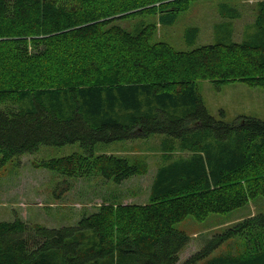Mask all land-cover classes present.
Listing matches in <instances>:
<instances>
[{
  "label": "trees",
  "instance_id": "trees-1",
  "mask_svg": "<svg viewBox=\"0 0 264 264\" xmlns=\"http://www.w3.org/2000/svg\"><path fill=\"white\" fill-rule=\"evenodd\" d=\"M190 1L0 0V166L41 146L78 143L83 154L33 166L120 185L146 175L148 163L95 155V146L163 135L147 203L104 201L59 228L0 221V264H178L189 236L174 224L264 197V121L217 119L197 88L199 80L264 88V0H249L255 18L243 42L231 39L229 24L241 16L232 0L218 5L225 23L216 30L227 41L190 51L156 41L157 26L172 25ZM196 34L188 29L186 38ZM234 237L243 244L237 254H214ZM182 264H264V212Z\"/></svg>",
  "mask_w": 264,
  "mask_h": 264
},
{
  "label": "rangeland",
  "instance_id": "rangeland-1",
  "mask_svg": "<svg viewBox=\"0 0 264 264\" xmlns=\"http://www.w3.org/2000/svg\"><path fill=\"white\" fill-rule=\"evenodd\" d=\"M227 0H193L187 9L177 15L172 25H158L155 40L166 42L178 51H190L204 45L229 38L217 33V25L225 23L218 5ZM241 16L231 21V39L243 42L253 30L250 27L255 11L249 0H232ZM146 22H157L148 17ZM122 27L132 31L133 23L121 21ZM197 28L192 39L186 38L188 29ZM255 31V30H254ZM191 35L194 34L190 33ZM197 88L208 113L217 119L232 123L238 116H249L264 121V88L250 87L241 81L225 83L199 80ZM223 112L221 116L220 112ZM163 135L154 134L147 139L99 143L94 154H113L130 161L142 159L148 163L146 175L135 176L120 185L105 180L100 175L80 179L68 178L56 172L34 167L35 162L57 159L73 153L83 154L78 143L64 146H41L34 153L23 154L0 166V221L19 219L27 224L48 228L75 226L96 212L104 201L121 204L147 203L151 182L161 163L160 143ZM121 194L114 198L112 194ZM264 212V197L250 199L246 205L226 213H211L197 221L188 216L174 224V228L189 236L187 246L179 254L182 264L194 253L203 249L213 237L222 234L235 222L256 213ZM243 246L240 237L225 241L214 254L238 252Z\"/></svg>",
  "mask_w": 264,
  "mask_h": 264
}]
</instances>
